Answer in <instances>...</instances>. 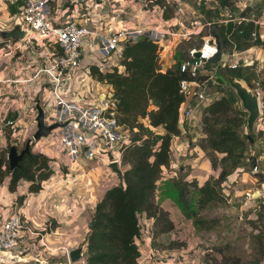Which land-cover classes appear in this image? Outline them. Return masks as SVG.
Masks as SVG:
<instances>
[{"label":"trees","instance_id":"trees-1","mask_svg":"<svg viewBox=\"0 0 264 264\" xmlns=\"http://www.w3.org/2000/svg\"><path fill=\"white\" fill-rule=\"evenodd\" d=\"M215 1L223 8L233 3V0ZM152 3L164 5V18L172 15L167 1L152 0ZM214 28L211 34L219 52L211 60L212 67L220 60L227 42L221 25L215 24ZM184 44L190 47L186 40L178 42V62L165 70H161L160 66L162 48L146 37L125 44L118 63L122 70L115 66L101 73L96 67H91L92 75L112 90L113 111L118 123L132 134L129 133L130 144L121 155L122 164H128L129 168L105 189L94 206L91 217L94 225L89 227L80 247H84V264H139L142 256L139 246L142 216L153 219L156 225L162 223L159 233L173 228L166 211L155 202V196L163 171L170 166L173 138L180 134L179 110L184 101L180 81L190 79L179 70V63L189 57L190 48L187 57L178 51ZM220 69L216 67L215 73L218 74ZM233 71L237 80L244 79L239 69ZM245 81L249 82L248 76H245ZM215 84L223 85L216 80L210 81L209 88ZM214 92L209 91V94ZM236 99V94L225 90L221 96H210L202 110L204 137L197 146L208 156L211 169L219 170L217 176H210L201 186L195 179L189 181L185 177L173 178L169 182L175 190L182 213L187 217L193 215L190 192L196 193V207L202 209L222 196L220 185L237 169L242 159L247 158L251 170L256 165V158L246 156L250 142L242 129L244 125L246 127L247 112L233 103ZM151 102L155 105L153 109H150ZM159 130L161 134L155 133ZM153 133L157 136L154 137ZM3 162H6L5 154L0 155V177L2 171L5 174L10 172V191L23 179L28 182L29 192L37 193L51 173V159L42 152L33 151L32 147L13 170L10 171L8 165L1 170ZM253 226L257 228L256 224Z\"/></svg>","mask_w":264,"mask_h":264},{"label":"rangeland","instance_id":"rangeland-1","mask_svg":"<svg viewBox=\"0 0 264 264\" xmlns=\"http://www.w3.org/2000/svg\"><path fill=\"white\" fill-rule=\"evenodd\" d=\"M138 2L139 0H135ZM168 0H165V2ZM172 1L173 4H169ZM167 4V8L172 11V15L177 13L176 1L179 0H169ZM235 0H233L234 3ZM180 2H187L186 7H189L190 10H185L183 14V24L184 29L192 27L195 29V32L190 36L186 37V41L190 43V47H187L184 44L182 47L178 48V51L187 57V50L191 47H198L200 42L204 37L214 36L211 34L213 26L215 24L220 25V21L225 18H230L234 20L236 16V12L232 9H226L221 7L217 1L215 0H180ZM146 7L151 8L153 4L147 0L144 1ZM80 10L86 12L90 18V22L96 23L98 13L100 15L99 20L106 14H108V10L103 8L102 3H97L95 0H85L83 3H80ZM181 9V7H180ZM198 11H197V10ZM230 10V11H229ZM16 11L15 5L10 0H0V18L6 19L7 16H10ZM79 10L76 5V14H78ZM170 12V11H169ZM171 15V16H172ZM68 16H73L70 12ZM235 21V20H234ZM210 22V24H204L200 26L202 23ZM192 29V30H193ZM254 35V34H252ZM254 37V36H253ZM1 38V36H0ZM215 39V38H214ZM91 40V38H90ZM216 41V40H215ZM92 43L90 42L89 46H86L83 52V58L81 61L82 67L78 69L77 73L79 76H82L84 73V67L88 64L95 65L101 70V72H106L111 70L113 67L119 66V61L114 56H103L98 51V43H96V47L92 49ZM4 43H1L0 46H3ZM230 44L226 42L223 46V52L227 53V50L230 51ZM36 50L39 51V46H36ZM8 51L7 47H4L0 51V59H4L8 56H3V53ZM90 51V54L88 53ZM43 54L41 51L40 55ZM25 55L28 58L35 59V54L27 51ZM245 53L242 54V56ZM6 59V58H5ZM3 63L0 69H4L7 72L6 62ZM29 64V63H28ZM88 65V66H90ZM97 68V69H98ZM24 67H22L19 72L20 74L24 71ZM98 70V71H99ZM219 73L224 76H231L233 79H236V73L231 69L222 68ZM216 76V75H215ZM242 76H248V80L252 78L251 70L242 72ZM7 77H12L11 75H7ZM264 80V76H263ZM262 80V81H263ZM241 83L246 87L252 86V81L245 83L241 81ZM52 84V83H51ZM81 86L84 87V92H95L97 87H95L94 83L91 79L86 78L80 82ZM262 84V82H261ZM28 86L21 87L22 93L20 92L21 100L17 98V96H12L8 89L6 91L0 90V155L5 154L8 151V148L11 145H15L17 149L20 151L27 140L31 139V146L33 148L34 142L32 140L31 129H36V125L33 123V118L35 117V112L33 110L28 111L27 103L31 99H37L40 104V107L51 108L54 105V97L49 88L42 89L38 84L32 82L27 84ZM12 86V85H11ZM224 86V87H223ZM1 87V86H0ZM14 89V86L12 87ZM103 86H100L98 90H102ZM218 91V93L216 92ZM228 91L230 93H234L235 91L228 85L223 84L220 85H212V87L207 88L208 95L211 97L221 96L222 91ZM209 91H215L213 94H209ZM2 96V97H1ZM233 95H231L232 97ZM14 97V98H13ZM11 99H15L13 106L17 107L20 111L25 108V114L19 113L14 110L11 111L9 108ZM238 104L242 109L239 99L233 100ZM8 109V110H6ZM150 109H153L152 104L150 103ZM203 110V108H202ZM201 110V117H202ZM246 113V112H245ZM247 117V113L245 118ZM262 120V119H261ZM260 116L257 118L255 123L260 125ZM143 121V120H142ZM32 125V128L30 126ZM258 126L254 125L252 133L250 135L253 138V141L249 143V148L247 152V157L251 155L256 158V163H258V167L260 170L264 171V134L262 135V142H258L256 139V134L258 133L256 130ZM23 129V130H22ZM24 129L26 131H24ZM22 130V131H21ZM199 130V129H198ZM243 133L247 134L246 127H243ZM56 129H53L49 136L40 138L38 142L41 140L44 142V145L50 146L52 142V151H56L54 158H58L61 151V146L56 137L51 139L50 137L55 136L54 133ZM201 132H202V123H201ZM132 134V132H129ZM156 133V131H155ZM154 137L157 136L154 134ZM184 135H182L179 139L180 142L183 143L184 149L182 152L176 153V156H172L170 158V166L168 168V172L163 174L164 180H162V176L160 178V182L157 186V192L155 196V202L157 205L168 214L169 219L173 223V228L169 231L159 233V229L162 226V223H154V220L148 222L146 226L143 225V233L148 230L149 233H145V236H148L150 240L145 242L143 240L140 242V247L142 250V256L147 260H142L140 264H264V187H262V183H264V173H251L250 164L247 158L242 159L241 163L220 185L219 191L222 196L212 202L207 204L204 208L198 209L196 207V193L190 192L189 197L191 199V206L193 210V215L190 217L185 216L182 211L179 203L177 202V197L175 190L171 187L170 183L174 178L185 177V174L190 169L199 168V170H203L204 166L202 164L204 156L197 160L194 163L188 165L185 162V159H190L194 156H197V144L199 143L201 138H197L195 142L189 143V141L184 140ZM33 150V149H32ZM35 151V150H33ZM204 152V151H203ZM57 155V156H56ZM184 157H183V156ZM209 160L208 156L205 154ZM189 161V160H188ZM185 162V163H184ZM8 163V162H7ZM6 163L3 162L1 165V170L6 169ZM123 165V164H122ZM93 170H88V176L91 177L92 181H95V188L100 186V184L107 185L108 182L112 183L113 180L106 179L105 181L101 178L99 179L100 172L97 171L96 167L93 166ZM193 167V168H192ZM72 171V170H71ZM87 171V170H85ZM177 171L176 177L172 176V172ZM219 170L210 169L208 173V177L213 176L216 177ZM2 176L0 177V181L5 176V172L2 171ZM73 173L77 175L75 170ZM170 175V177H168ZM79 178V175L77 176ZM118 177V176H117ZM186 180H194V178H186ZM23 180V179H22ZM46 185H51L52 181H49ZM26 182V181H25ZM167 182V183H166ZM170 182V183H169ZM27 189L22 192V194H17L16 198L13 200L16 204L10 209L4 208V206L0 205V223L2 216L8 214V216L14 212H18L21 209L22 218L27 219L26 226L29 230V236L33 243L31 248H34V252H26V255L20 254L19 257L13 258L11 262L17 261L18 264H65L68 259V254H66V248L73 246L74 248L82 247L84 243V239L86 234L89 231L88 223H85L84 226L80 229V234L82 235L81 239L77 241V244L68 245L66 248H61L62 250H57V248L51 249V247L47 244H39L38 241L40 237V233L50 232L49 230L52 228L54 230L53 223L54 221L50 218L47 222L43 223V220L36 224L32 220H30L28 211L33 210L38 207L40 204L41 198H37L34 193L29 192L28 190V182ZM166 183V184H165ZM204 183L202 178H199L197 184ZM63 187V186H61ZM42 189V186H41ZM52 189V188H51ZM101 190L100 188L98 189ZM91 191V190H90ZM257 191V192H256ZM50 192V189H47L43 193V201L51 199L56 201L55 203H72V198H69V202H64L66 198H61L57 195H54L52 192L49 196H45ZM94 192V191H93ZM258 193V194H255ZM20 193V192H19ZM87 193H85L86 195ZM89 194V192H88ZM71 195V194H70ZM71 197V196H69ZM94 200L88 201V199L83 198L80 204L83 206L82 209L88 208L89 206H93L98 201ZM29 201V205L28 204ZM42 201V202H43ZM53 201V202H54ZM35 202V203H34ZM54 203L55 207L57 206ZM53 204V203H52ZM70 206V210L73 208L76 202L72 203ZM95 206V205H94ZM36 210V209H35ZM66 213L65 210H63ZM54 212V211H53ZM56 213V212H55ZM77 212L74 213L76 216ZM25 215V217H24ZM260 215V216H259ZM7 216V217H8ZM38 215H36L37 217ZM6 217V218H7ZM29 219H28V218ZM62 217V216H61ZM5 218V219H6ZM74 219V218H73ZM33 222L34 226L31 224ZM56 224V223H55ZM254 224L257 225V228H254ZM35 228V229H34ZM44 229V230H42ZM142 229V227H141ZM57 232H60V229H57ZM61 233V232H60ZM147 238V239H149ZM149 245V247H148ZM64 246V245H62ZM146 248V249H145ZM149 248L151 249L148 253ZM84 250V247H83ZM62 251V252H61ZM43 254V256H42ZM45 254V255H44ZM35 259V260H34ZM43 259V260H42ZM15 260V261H14ZM9 261V260H8ZM39 261V262H37ZM73 264H84L82 260V256ZM11 264V263H8Z\"/></svg>","mask_w":264,"mask_h":264},{"label":"built area","instance_id":"built-area-1","mask_svg":"<svg viewBox=\"0 0 264 264\" xmlns=\"http://www.w3.org/2000/svg\"><path fill=\"white\" fill-rule=\"evenodd\" d=\"M10 1L15 5L16 11L6 19L0 18V32L19 25L24 36L19 39L0 38V44L4 43L3 46H0V51L4 47L8 49L3 53L4 57L8 56V61L7 57L0 59V67L7 61L6 67L14 70L18 77L10 79L13 86L22 82H35L42 89L49 88L51 90L54 105L51 108H41L44 123L46 125L57 124V127L54 128L56 129L55 136L50 138L56 137L61 146L59 154L61 163L50 165L51 173L48 179L52 181V184L44 186V183L48 184L46 182L48 180L44 181L42 189L34 193L35 196H42L47 189H50L49 195L54 193L51 188L55 185L70 188L78 181V175L69 170V167L80 159L99 161L108 168H110V163L116 162L121 168L122 152L130 144L129 130L119 124L115 117L112 90L110 88H106V92L98 90L100 86L108 85L91 74L90 66H88L90 64L84 67L82 76L77 73L78 69L82 67V54L86 50L85 47L90 45L84 39L91 37L93 50L98 43V51L103 56L111 55L119 61L125 44L146 37L163 49L162 42L167 41V35H173V33L154 27L117 30L108 28L105 31H95L88 27L90 18L87 13L80 10V3L85 0ZM95 1L110 3L112 0ZM139 1L144 3L145 0ZM147 1L152 2V0ZM76 5L79 10L78 14H76ZM159 5L153 4L152 7L162 13L165 8ZM69 12L75 17L68 16ZM36 46H39V51L36 50ZM27 51L34 53L35 59H27L25 55ZM41 51H43L42 55H40ZM218 52L217 42L209 35L202 39L198 47H191L188 50L189 57L179 63V70L186 73L190 79L180 81V92L184 97L179 110L180 134L173 138L171 153L182 152L184 147L179 139L182 136L181 130H183L185 122L192 120L194 113L201 111L209 102L210 96L207 88L210 81H215L216 71L215 64L213 67L211 66V60ZM88 53L90 54V51ZM196 53H199V56H196ZM231 55L234 56V54ZM22 67L25 69L20 74L19 70ZM230 67H239V62L232 63ZM20 76H24V78L18 79ZM86 78L91 79L97 87L95 92H84V87L80 82ZM247 88L257 98L260 120H264V88L261 80L253 79L252 86ZM32 101L33 99L30 100V102ZM34 101L36 102L34 105L32 104L31 108L36 116V106L40 104L37 99ZM33 123L36 125L35 117ZM5 163L7 164V159ZM258 166L256 163L251 173H264ZM63 169L65 170L63 171ZM90 169L92 170L94 167ZM176 174L177 171L172 172V176L176 177ZM6 176L9 180L10 172H7ZM117 180L116 176L114 182ZM27 205H29V201ZM21 214L20 209V211L10 214L0 224V264H4L3 259L11 261L13 258L19 257L20 254L26 255V252H34V248H31L33 243L29 236L30 228H27V222ZM144 233H147V230ZM141 234H143V229H141ZM74 249L73 246L66 248V254L69 255V252ZM150 250L149 248L148 253ZM69 263L73 264L71 261Z\"/></svg>","mask_w":264,"mask_h":264},{"label":"crops","instance_id":"crops-1","mask_svg":"<svg viewBox=\"0 0 264 264\" xmlns=\"http://www.w3.org/2000/svg\"><path fill=\"white\" fill-rule=\"evenodd\" d=\"M169 2H170L169 4H173L172 1H169ZM175 3L176 4L174 5L177 6V9H178L177 13L174 12V14L170 16L169 18H164L163 17L164 9H163V12L161 13L160 10L157 11L156 9H153V7L151 8L146 7V5H144L143 2H140V1L136 2L135 0H112L110 1V3H108L107 1L102 2L103 8L109 11L108 14H106L105 16L101 18V20H99L100 15L98 13H95L94 15L98 16L96 18L97 22L93 24L89 22L88 27L95 31H105L108 28L117 30L121 28L131 29V28H136V27H154V28H159L161 30H165L170 33H173V35H167V41L162 42V45H164V47L161 50L160 66H161V70H165L166 68L174 65L175 62H178L177 43L182 40H185L187 36H190L191 34L195 32V29H193L192 27L186 28L187 30L183 28L184 27V24H183L184 11L190 10L189 7H186L187 6L186 4L188 3L180 2V0L176 1ZM159 6L162 7L164 5H159ZM232 8H234L233 10L237 13L234 18L235 21L230 18H225L220 21H217L221 23L220 25L222 28V32L227 40L228 45L230 44L229 46L230 51L227 50V53H224L222 50L220 60L215 65L217 68H224V69L227 68L229 70L231 69L232 71L239 69L243 73H244V70L246 71L251 70L252 78L250 79L249 82H251L253 79L258 78L261 80L262 86L264 88V80H263V76H264V0H235L231 6L225 7V10L232 9ZM205 23L210 24V22H205ZM205 23H202L200 26L204 25ZM90 38L91 37H85L84 40L87 43H90L92 41L90 40ZM243 53H245V55L242 56ZM231 54H234V56H232ZM236 61L239 62V67L231 68L230 65ZM92 66L97 68V66L95 65H90V72H91ZM119 68L122 70L121 66ZM6 69H7L8 74L3 68L0 69V86H1L0 90L2 92V91H6L9 88L8 92L12 96H17V98L21 100V96H20V92L22 93L21 87L23 86L27 87L28 86L27 84H30V83L22 82L20 84L15 85L14 89H12L13 85L11 84L10 79H14L18 76L15 75L14 70H11V68L8 67ZM7 75L8 76L11 75L12 77H7ZM22 77L24 78V76H20V78L18 79H22ZM243 78L244 79H239V81L240 82L244 81L245 83H247L245 81V77ZM102 86H103L102 90H104V92L107 91L106 88H110L109 86H105V85H102ZM18 88L20 89L18 90ZM99 97L102 98V96H99ZM0 100H3V99L0 98ZM11 100L12 102L7 108H9L11 111L16 110L19 113L25 114L24 113L25 108L21 109L20 111L17 107L13 106L15 99H11ZM24 102L27 103L28 111H30L32 110L31 108L32 104L34 105V102L36 101L27 102V99H26V101ZM233 103L236 104L235 101H233ZM152 107L155 108V105L153 103H152ZM143 121L146 122V120H143ZM255 126H258L256 129L258 130L257 131L258 133L256 134V139L260 143L262 142L261 138H262V135L264 134V120L260 121V125H257V123H255ZM30 128H32V125L30 126ZM24 131L26 130L24 129ZM33 131L34 129L33 130L31 129V133ZM156 133L161 134L162 131L159 130ZM181 133L185 137V138L183 137L182 138L184 140L189 141V143L195 142L197 138L204 137V134L201 132V111H196L194 113L193 119L185 122V125L183 127V130H181ZM0 139H2L1 135H0ZM52 146H53L52 142L50 146H47V145L45 146L44 142L41 140L40 142L37 141L34 144L32 149L45 154L48 158L51 159L50 165L54 166L56 165V163L60 164L61 159H60L59 153L57 154L59 155V157L54 158L57 152L52 151L51 149ZM194 148L197 149V156L192 157L191 160L185 159V162L188 165H190L191 163L196 162L197 160L201 159L204 156L205 158H203V161H202L204 169L199 170V168L192 167L193 169H190L187 172V174H185V177L187 179L194 178L196 181H198L199 178H202L203 182H205L209 178L208 173L210 172V169H211L210 161L204 155L203 150L199 149L198 146ZM170 155L176 156V153L172 152ZM172 156H170V158ZM93 166H97L96 169L97 171L100 172V174L97 173V175H99V179L102 178L104 181L110 178L114 182L116 179V176H119L118 174L114 173L110 168L102 165V163L99 161H87L84 159H80L77 163L70 165L69 170H72V172L73 170H75L77 175H79L78 181L72 184L70 188H65L59 185H55L52 187V191H54L55 195L61 198H66V200H64L65 203L71 200V199L69 200V198H72V203L76 202L77 204H74L71 210H70V206L73 205L72 203H66V204L61 205L60 202L55 203L56 201L51 200V199L43 201V197H44L43 195L36 197V199L39 197L41 198L40 203H39L40 205L35 208L36 210L33 209V210L28 211L30 220H32L34 224H36V226L42 220H43V223L47 222L50 218L54 221L53 223L54 230H52L53 228L52 227L49 230L50 231L49 233L43 232L39 234L40 235L38 239V241L40 242L39 244L41 245L47 244L48 247L49 246L51 247V249L58 247L57 250L58 249L62 250L61 248H66L68 245L77 244V241L82 238L81 237L82 235L80 234L79 231L84 226L85 223H88L89 225L95 204H93V206L92 205L89 206L88 208L82 209L81 207L83 206L80 204V202H84V201H81V200L85 198V199H88V201H91L92 203L94 202V200L100 199L105 189L110 184L113 183V182L112 183L108 182L106 186L103 184H100V186L96 190L95 181H92L91 177L88 176V170ZM128 168H129V165L126 164V165H122L120 170L123 173ZM64 170L65 169H63V171ZM167 172H168V169L163 171V174H166ZM163 174H162V180L165 179L163 178ZM168 177H170V175ZM8 183H9V180L7 179V176L5 174V176L0 181V205L4 206V208L10 209L13 206V204H16V202L13 201L16 198V195L22 194V192H24L27 189V183L25 182V180H20L17 183L13 191L9 190ZM202 184L203 183L201 184L199 183L198 186H201ZM99 188L101 189L100 191L98 190ZM85 193L87 194L85 195ZM45 196H49V193ZM54 203L57 205L56 207ZM63 210H65L66 213H64ZM76 212L77 214L75 216L74 213ZM36 215L38 216L36 217ZM7 216L8 214L5 216H2L1 223L2 221L5 220ZM25 220L27 222L26 217H25ZM33 222L31 224H33ZM148 222H150V219L145 218V216H142L140 218L142 229H143V225L146 226L147 224H149ZM34 224L31 226L35 227ZM57 229H60L61 233L57 232L58 231ZM147 233H148V230H147ZM144 234L145 233L141 234V239L139 240V243L142 242L143 240H145V242H147V240L149 241V239H147L149 237L145 236ZM143 259L146 260L145 258H143V256H141V259L139 260V264L142 262ZM3 262L4 264H8V263L18 264L17 261L11 262L6 259H3ZM69 262L67 259V262L65 264H70Z\"/></svg>","mask_w":264,"mask_h":264},{"label":"water","instance_id":"water-1","mask_svg":"<svg viewBox=\"0 0 264 264\" xmlns=\"http://www.w3.org/2000/svg\"><path fill=\"white\" fill-rule=\"evenodd\" d=\"M0 36L4 39H9V38L19 39L24 36V32L20 29L19 25H15L10 30L1 31ZM139 39L140 38H138L137 40ZM196 56H199V53H196ZM215 80L219 83L228 84L235 91L240 101L242 109L247 112V117H246L247 139L249 142H252L253 138L250 135V133H252L255 125V121L259 117V106H258L257 98L239 80L233 79L231 76H224L218 73L216 74ZM36 108H37V114L35 116L36 130L32 135V140L34 142L38 141L40 138L47 137L51 133V131L57 127L56 123L51 125H46L43 119L42 108L39 105H37ZM30 143H31V139L27 140L24 144V147L20 151L17 149L15 145H11L8 148V151L6 153V159L10 171L16 168L19 165V162L21 161L23 156L29 152L31 146ZM109 167L112 169V171H114L118 175L122 174L116 162L110 163ZM262 187H264V183H262ZM93 225H94V220H91L89 223V227L91 228L93 227ZM82 255H83V251L79 247L70 251L68 256L71 262H75L78 259H80Z\"/></svg>","mask_w":264,"mask_h":264},{"label":"clouds","instance_id":"clouds-1","mask_svg":"<svg viewBox=\"0 0 264 264\" xmlns=\"http://www.w3.org/2000/svg\"><path fill=\"white\" fill-rule=\"evenodd\" d=\"M36 130V129H35ZM33 135V134H32ZM7 165H8V163H7Z\"/></svg>","mask_w":264,"mask_h":264},{"label":"flooded vegetation","instance_id":"flooded-vegetation-1","mask_svg":"<svg viewBox=\"0 0 264 264\" xmlns=\"http://www.w3.org/2000/svg\"><path fill=\"white\" fill-rule=\"evenodd\" d=\"M35 132V131H34ZM34 132H32V133H34Z\"/></svg>","mask_w":264,"mask_h":264},{"label":"bare ground","instance_id":"bare-ground-1","mask_svg":"<svg viewBox=\"0 0 264 264\" xmlns=\"http://www.w3.org/2000/svg\"><path fill=\"white\" fill-rule=\"evenodd\" d=\"M256 192H257V191H256ZM256 192H255V193H256Z\"/></svg>","mask_w":264,"mask_h":264}]
</instances>
